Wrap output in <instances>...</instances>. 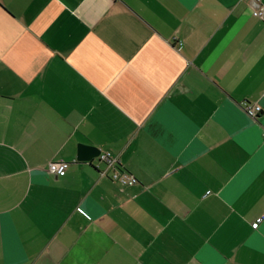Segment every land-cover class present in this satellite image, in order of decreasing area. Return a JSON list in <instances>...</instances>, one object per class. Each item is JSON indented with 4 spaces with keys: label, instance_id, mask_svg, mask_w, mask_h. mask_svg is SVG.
<instances>
[{
    "label": "crops",
    "instance_id": "1",
    "mask_svg": "<svg viewBox=\"0 0 264 264\" xmlns=\"http://www.w3.org/2000/svg\"><path fill=\"white\" fill-rule=\"evenodd\" d=\"M0 264H264V14L0 0Z\"/></svg>",
    "mask_w": 264,
    "mask_h": 264
},
{
    "label": "built area",
    "instance_id": "2",
    "mask_svg": "<svg viewBox=\"0 0 264 264\" xmlns=\"http://www.w3.org/2000/svg\"><path fill=\"white\" fill-rule=\"evenodd\" d=\"M251 1V7L253 10V14L259 17H262L264 14V4L262 0H250ZM246 110L255 115L260 110L261 107L257 105H253L251 103L245 104ZM98 159L106 164L107 169H112L110 173H107V169L102 171V175H108L110 179L113 181L119 182L121 185L126 186L128 184L136 183L138 182V179L131 174L129 171L121 168L119 166L118 158L112 155L109 151L101 152L98 156ZM71 162L67 161H52L49 165V170L52 173L59 174L63 172L64 170L68 169ZM260 220H258L254 226L257 228L259 225Z\"/></svg>",
    "mask_w": 264,
    "mask_h": 264
},
{
    "label": "water",
    "instance_id": "3",
    "mask_svg": "<svg viewBox=\"0 0 264 264\" xmlns=\"http://www.w3.org/2000/svg\"><path fill=\"white\" fill-rule=\"evenodd\" d=\"M101 153V150L97 147L90 145H81L78 151V160L79 161H91L94 158L98 157Z\"/></svg>",
    "mask_w": 264,
    "mask_h": 264
}]
</instances>
